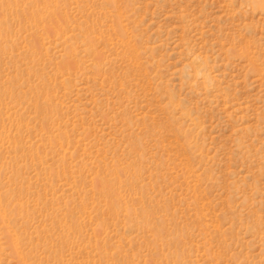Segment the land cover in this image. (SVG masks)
I'll use <instances>...</instances> for the list:
<instances>
[{
	"label": "rangeland",
	"instance_id": "374dc122",
	"mask_svg": "<svg viewBox=\"0 0 264 264\" xmlns=\"http://www.w3.org/2000/svg\"><path fill=\"white\" fill-rule=\"evenodd\" d=\"M0 264H264V0H0Z\"/></svg>",
	"mask_w": 264,
	"mask_h": 264
}]
</instances>
